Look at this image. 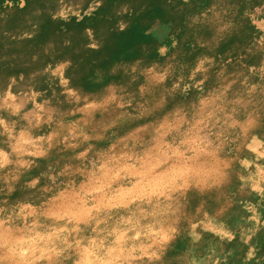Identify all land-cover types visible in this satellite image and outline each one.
<instances>
[{"label":"rangeland","instance_id":"374dc122","mask_svg":"<svg viewBox=\"0 0 264 264\" xmlns=\"http://www.w3.org/2000/svg\"><path fill=\"white\" fill-rule=\"evenodd\" d=\"M216 2L201 16L224 30L230 0ZM100 5L61 0L55 18ZM247 8L258 67L186 64L174 44L149 67L120 66L126 83L76 88L59 62L42 72L44 92L24 78L0 87V264H237L236 251L264 264L263 252L234 246L229 222L239 210L263 222L264 2Z\"/></svg>","mask_w":264,"mask_h":264},{"label":"trees","instance_id":"16d2710c","mask_svg":"<svg viewBox=\"0 0 264 264\" xmlns=\"http://www.w3.org/2000/svg\"><path fill=\"white\" fill-rule=\"evenodd\" d=\"M60 1L0 0V87L24 78L33 80L35 89L44 92L48 86L42 72L59 62L69 63L66 75L76 88L96 90L112 82L126 83L130 75L120 66L141 62L149 67L160 58L162 47L169 52L174 44L186 64L205 56L225 62L241 58L247 67L262 63L263 54L255 46L259 30L246 11L264 0H253L254 4L251 0H230L234 19L224 30L201 16L217 0H98L101 5L95 11L81 20L73 17L70 23L55 18ZM88 9L87 4L84 12ZM123 20L129 23L125 35L119 33ZM157 23L159 27L154 29ZM88 31L98 49L90 47ZM245 200L239 198L234 208L239 210ZM258 201L256 197L254 202ZM249 215L239 210L229 221L237 234L234 246L242 248V255L248 248L264 253V229L249 243L241 238L250 223ZM241 257L236 251L231 263H255V258L248 262Z\"/></svg>","mask_w":264,"mask_h":264},{"label":"crops","instance_id":"0c3cea01","mask_svg":"<svg viewBox=\"0 0 264 264\" xmlns=\"http://www.w3.org/2000/svg\"><path fill=\"white\" fill-rule=\"evenodd\" d=\"M260 213H261V221L264 222V208H260L259 209ZM260 223H256L254 221H250V223L248 224V226H245L244 229H243V232L247 233L248 236H251L250 237V240L254 237V235L259 232L260 230L264 229V224Z\"/></svg>","mask_w":264,"mask_h":264}]
</instances>
